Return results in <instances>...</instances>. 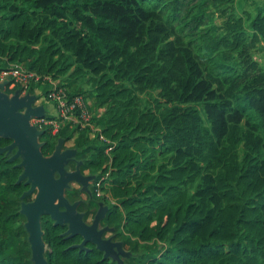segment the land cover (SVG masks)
Instances as JSON below:
<instances>
[{"label": "trees", "instance_id": "trees-1", "mask_svg": "<svg viewBox=\"0 0 264 264\" xmlns=\"http://www.w3.org/2000/svg\"><path fill=\"white\" fill-rule=\"evenodd\" d=\"M249 1L0 0V69L50 75L100 113L109 144L86 169L138 264H264V71L249 59L264 11L243 13L248 29L235 11ZM62 134L46 131L44 156ZM20 173L0 155V264H29ZM43 230L48 264H112L48 217Z\"/></svg>", "mask_w": 264, "mask_h": 264}, {"label": "water", "instance_id": "water-1", "mask_svg": "<svg viewBox=\"0 0 264 264\" xmlns=\"http://www.w3.org/2000/svg\"><path fill=\"white\" fill-rule=\"evenodd\" d=\"M8 84L0 82V139L10 143L0 147V155L21 171L16 183L28 188L18 199V213L23 218L29 264H48L43 230L45 217L54 226L66 227L61 235L65 239L81 237V243L73 249L88 251L86 245L90 243L102 253L103 260L126 264L132 253L125 249L124 240L115 239L114 227L102 225L111 208L105 201L94 199L93 184L100 177L94 171L83 173L82 168L86 169L90 161L78 159L84 153L83 149L66 147V139L61 136L57 138L53 152L44 156L41 138L46 131L38 129L31 120L45 119L48 113L39 103L38 95L29 91L23 95L21 89L7 93ZM72 164L74 168H71ZM74 185L79 187L78 193L88 197L87 200L71 202L68 199L67 193L75 191ZM83 204L97 206L90 223L85 220L86 213L78 210Z\"/></svg>", "mask_w": 264, "mask_h": 264}, {"label": "built area", "instance_id": "built-area-1", "mask_svg": "<svg viewBox=\"0 0 264 264\" xmlns=\"http://www.w3.org/2000/svg\"><path fill=\"white\" fill-rule=\"evenodd\" d=\"M0 82H8L6 90L11 93L15 89H21L22 94L26 92L34 93L37 87H44L41 95L49 102L54 110V116H48L45 119H32L31 123L40 130L48 131L55 136L63 126L77 129L79 131L89 130L94 131L95 126L92 123L93 113L90 110V105L84 100L81 95H75L72 98L68 96L67 89L62 86L59 81H54L51 77L40 75L29 70L24 65L7 64L0 69ZM100 132L99 129L95 130ZM95 134V133H94ZM101 135V134H100ZM104 144H109L99 138ZM111 148L105 149V154H108ZM105 177H100L93 184V193L97 197L101 196V185Z\"/></svg>", "mask_w": 264, "mask_h": 264}, {"label": "rangeland", "instance_id": "rangeland-1", "mask_svg": "<svg viewBox=\"0 0 264 264\" xmlns=\"http://www.w3.org/2000/svg\"><path fill=\"white\" fill-rule=\"evenodd\" d=\"M235 11H236V17L237 18H242L243 17V19H244V27L246 29H248L249 28V25H250V20H248L246 18V16H244L243 13L244 12H247L250 15L255 16L259 12L264 11V0H250L249 2L243 3L239 7H236ZM215 18L219 19L220 20V23H222V19L220 17V14H216L215 15ZM257 48H258L257 46L255 47V49L250 48L252 54H251V57H249V59L251 60L252 63H256L258 65V67H261L263 69V71H264V50L263 51H260V52H256L255 50ZM1 63L2 62H0V64ZM35 73H37V72H35ZM40 75H45V76L51 77L50 75H46V74H40ZM51 79H52V77H51ZM57 81H59V80H56V82ZM84 87L85 86H83V88ZM38 88H41V91L43 93L44 87L43 86L42 87H37L36 89H38ZM85 89H86V87H85ZM39 98H40L39 99V102H43L42 104L44 105L45 110H46V112L49 115V112H50V109H51V107H50L51 104L45 100V98L41 95V93H39ZM99 114L100 113H98V112H95L93 114V117H96L97 120H99V123L98 124H96V125L93 124L95 126L94 131L89 132V133L85 129L82 130V131H74V132H72L73 133L72 134L73 137L72 138H69L68 143L66 144L67 147L78 146V147H81L84 150L88 151V153H86V154L89 155V158H88L89 160H92L94 158L93 156L95 155V152H93L92 150H89L86 147V144L85 145H82L83 144V142H82L83 139H85L86 142L89 139V146H91V147H101V146L98 145V141L100 142V144L102 143L99 140V138L102 139L105 142H109L103 135H100L101 132H102V129L100 128V126L103 125V124H102V121H101L100 117H97V116H99ZM97 129H99L100 132L95 131ZM52 134L54 135V133H52ZM56 135H58V134H56ZM65 135H67L66 132H65ZM97 137H98V139H97ZM104 146L105 145L102 146V149H104L103 151L105 153ZM103 195L104 194L101 192V196L102 197H103ZM68 196L70 197V199L73 200V199H75L77 197V194H75V192H69L68 193ZM12 200H13V202H15V198L14 197L12 198ZM30 200H31V198L28 199V201H30ZM16 203H17V201H16ZM89 219H91V218H89ZM24 237L25 236L22 235L21 238L16 239V240L13 241L12 247H11V251L9 252L10 259H13L15 257L16 252L19 249L22 248ZM125 249L128 250V251H130L132 253V257H130V259L126 260L125 263L126 264H138V257L140 256V254H139V250H138L139 247H138V245L135 244V240H131L130 242H127Z\"/></svg>", "mask_w": 264, "mask_h": 264}, {"label": "flooded vegetation", "instance_id": "flooded-vegetation-1", "mask_svg": "<svg viewBox=\"0 0 264 264\" xmlns=\"http://www.w3.org/2000/svg\"><path fill=\"white\" fill-rule=\"evenodd\" d=\"M66 139V138H65ZM68 143V140L66 139V143H65V146H66V144ZM67 147V146H66ZM89 158V155L88 154H85V153H83L82 155H80V156H78V159H85V160H89L88 159ZM71 168H74V164H72L71 165ZM86 170H88V169H85V168H82V171H83V173L84 174H88L89 172H93V171H91V170H88L87 172H86ZM74 189H75V191H73V192H75V194H77V197L75 198V199H70V197L68 196V193H67V197H68V199L71 201V202H74V201H78L79 199H85V200H87L88 199V197L86 196V195H81L80 193H78V189H79V187L77 186V185H74ZM92 192H93V189H92ZM94 194V193H93ZM94 199L96 200V201H101V200H103V198L102 197H97V196H95L94 195ZM106 202V201H105ZM107 203V202H106ZM108 204V203H107ZM109 205V204H108ZM78 210H79V212H81V213H86V217H85V220H86V222H88V223H90L91 221H92V218H93V215H94V213L96 212V210H97V206L96 205H94V204H91V205H80L79 206V208H78ZM89 218H91V219H89ZM102 225H108L107 223H106V220L105 221H103L102 222ZM109 226V225H108ZM111 227V226H110ZM108 236H110V234H107V237Z\"/></svg>", "mask_w": 264, "mask_h": 264}, {"label": "crops", "instance_id": "crops-1", "mask_svg": "<svg viewBox=\"0 0 264 264\" xmlns=\"http://www.w3.org/2000/svg\"><path fill=\"white\" fill-rule=\"evenodd\" d=\"M41 92V88H38V89H35L34 90V94H36V95H38L39 96V93ZM40 99V98H39ZM39 103H43V102H39ZM38 103V104H39ZM50 107H51V109H50V112H49V115L48 116H54L55 115V110H54V108H53V106L52 105H50ZM61 130H63V134H62V137L63 138H66L67 140H69V138H70V136H72V132H74V131H79V130H77V129H74V128H70V127H68V126H63L62 128H61ZM65 132L67 133V135H65ZM70 134V135H69ZM66 136V137H65ZM74 147H76V146H74ZM86 147H90L89 149L90 150H92L93 152H94V148L95 147H91V146H89V139H88V141H87V144H86ZM68 148H73V147H68ZM81 148V147H80ZM81 149H83V148H81ZM85 154L87 153V152H84ZM88 170H86V172H87Z\"/></svg>", "mask_w": 264, "mask_h": 264}]
</instances>
